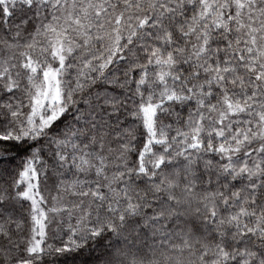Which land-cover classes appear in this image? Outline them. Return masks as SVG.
<instances>
[{
  "label": "snow or ice",
  "instance_id": "1",
  "mask_svg": "<svg viewBox=\"0 0 264 264\" xmlns=\"http://www.w3.org/2000/svg\"><path fill=\"white\" fill-rule=\"evenodd\" d=\"M0 264H264V0H0Z\"/></svg>",
  "mask_w": 264,
  "mask_h": 264
}]
</instances>
